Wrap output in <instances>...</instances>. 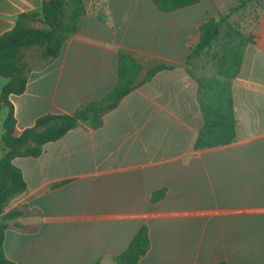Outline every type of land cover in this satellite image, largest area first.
I'll return each mask as SVG.
<instances>
[{
    "label": "crops",
    "instance_id": "0c3cea01",
    "mask_svg": "<svg viewBox=\"0 0 264 264\" xmlns=\"http://www.w3.org/2000/svg\"><path fill=\"white\" fill-rule=\"evenodd\" d=\"M42 1L0 0V35ZM241 1L201 0L166 13L153 0H83L85 15L57 57L23 52L25 90L7 97L15 136L43 115L103 98L120 59L141 65L137 83L158 65L171 68L128 93L100 125L80 124L39 157L13 160L26 191L5 208L22 212L4 234L7 260L109 264L145 226L149 248L137 264H264V7L253 2L230 19L254 37L232 82L233 142L194 149L200 111L190 73L198 62L186 65L200 26ZM2 135L1 125L0 152Z\"/></svg>",
    "mask_w": 264,
    "mask_h": 264
},
{
    "label": "trees",
    "instance_id": "16d2710c",
    "mask_svg": "<svg viewBox=\"0 0 264 264\" xmlns=\"http://www.w3.org/2000/svg\"><path fill=\"white\" fill-rule=\"evenodd\" d=\"M200 1L153 0L158 9L166 13ZM253 2L264 7V0H243L216 18L207 20L200 26L199 39L191 47L186 65L195 61L202 70V74L190 73L197 84L200 111L195 150L226 145L236 139L232 82L241 70L245 48L254 37L245 34L240 25L230 19ZM98 8V17L104 19V5L100 3ZM84 15L83 0H43L40 10L20 14L14 27L0 35V76L8 79L1 95L8 112L2 124L3 148L0 152V264H14L4 255V234L8 223L22 215L21 211L5 212V208L14 197L26 191L22 172L12 163L13 160L39 157L44 145L58 141L80 124L100 125L102 116L114 109L128 93L149 81L157 72L171 68L158 65L148 70L137 83L141 65L133 59H120L118 81L103 98L83 104L72 114L43 115L32 127L15 136L13 107L7 97L22 94L25 90L29 70L22 62L23 52L37 48L44 61L57 57L64 41L77 32ZM162 194H154L152 200L157 201ZM148 248V230L143 226L126 249L111 258L109 264H137Z\"/></svg>",
    "mask_w": 264,
    "mask_h": 264
},
{
    "label": "rangeland",
    "instance_id": "374dc122",
    "mask_svg": "<svg viewBox=\"0 0 264 264\" xmlns=\"http://www.w3.org/2000/svg\"><path fill=\"white\" fill-rule=\"evenodd\" d=\"M242 18H245L246 20L250 19L251 18V13L248 14V13L245 12ZM33 53L34 54H38L37 51H33ZM199 63H200V61H199ZM195 66L198 67V72L197 73L198 74L202 73L201 66L199 67L198 64H196ZM7 82H8L7 78L0 76V129H1V125H2L1 122L4 121V119H5L6 115H7V112H8V107L4 104L3 99L1 97L2 88Z\"/></svg>",
    "mask_w": 264,
    "mask_h": 264
}]
</instances>
